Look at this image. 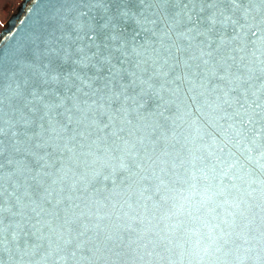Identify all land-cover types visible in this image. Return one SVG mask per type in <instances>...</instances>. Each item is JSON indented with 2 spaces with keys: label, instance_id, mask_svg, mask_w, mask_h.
<instances>
[{
  "label": "snow or ice",
  "instance_id": "snow-or-ice-1",
  "mask_svg": "<svg viewBox=\"0 0 264 264\" xmlns=\"http://www.w3.org/2000/svg\"><path fill=\"white\" fill-rule=\"evenodd\" d=\"M0 264H264V0L52 5L0 68Z\"/></svg>",
  "mask_w": 264,
  "mask_h": 264
},
{
  "label": "water",
  "instance_id": "water-1",
  "mask_svg": "<svg viewBox=\"0 0 264 264\" xmlns=\"http://www.w3.org/2000/svg\"><path fill=\"white\" fill-rule=\"evenodd\" d=\"M58 0H23L1 31L7 33L0 41V68L10 64L19 48L23 47L34 33L39 32L41 21L46 19L52 5Z\"/></svg>",
  "mask_w": 264,
  "mask_h": 264
},
{
  "label": "crops",
  "instance_id": "crops-1",
  "mask_svg": "<svg viewBox=\"0 0 264 264\" xmlns=\"http://www.w3.org/2000/svg\"><path fill=\"white\" fill-rule=\"evenodd\" d=\"M23 0H0V33Z\"/></svg>",
  "mask_w": 264,
  "mask_h": 264
}]
</instances>
